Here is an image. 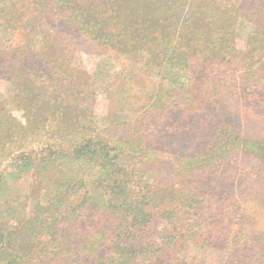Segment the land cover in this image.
Returning <instances> with one entry per match:
<instances>
[{"label": "trees", "instance_id": "obj_1", "mask_svg": "<svg viewBox=\"0 0 264 264\" xmlns=\"http://www.w3.org/2000/svg\"><path fill=\"white\" fill-rule=\"evenodd\" d=\"M21 1L0 0V18ZM180 1L173 16L148 21L150 31L141 23L109 21L96 0L52 3L73 11L78 32L98 47L124 56L130 66H147V76L164 66L189 73L181 100L168 96L147 106L143 133L156 124L150 109L155 114L177 106L194 115L227 90L236 98L243 91L264 113V0H194L188 7ZM40 34L37 55L16 49L0 63L14 87L0 101V264H174L189 245H210L220 232L234 233L229 264H264V233L255 242L238 231L244 216L232 213L242 211L235 197L181 185L221 181L239 155L264 166V138L244 137L224 124L204 150L184 159H169L143 137L112 138L113 130L96 125L92 96L65 93L53 80L68 68L62 57L68 61L70 48L49 31ZM14 112H22L25 123ZM155 159L166 173L154 179L149 166ZM23 176L36 187V200L19 188Z\"/></svg>", "mask_w": 264, "mask_h": 264}, {"label": "rangeland", "instance_id": "obj_2", "mask_svg": "<svg viewBox=\"0 0 264 264\" xmlns=\"http://www.w3.org/2000/svg\"><path fill=\"white\" fill-rule=\"evenodd\" d=\"M96 1L98 12L109 21L126 27L141 23L149 31L151 28L147 26L148 21L156 24L159 17L166 20L169 16H173L178 11L176 2H181L180 0ZM192 1L194 0H186L187 7ZM234 1L227 0V2ZM34 2L40 6L37 8ZM19 5L17 10H11L3 19L0 18V63L3 55L16 49L28 47L31 54L37 55L43 37L40 34L41 29L51 32L52 38L65 41L71 51L67 62L65 57H62V65H68V68L63 72L64 75L56 76L53 80L63 87L61 89L65 93L67 90L64 89H70L72 92L80 90L92 96L94 102L92 113L96 125L100 129L113 130L112 138H121L123 134H129L137 140L143 137L141 139L143 144L146 143L147 146L166 154L169 159H178L179 156L184 159L199 154L205 149L204 144L209 142L207 138L213 136L224 124L232 125L244 137L264 138V113L260 112V108L251 107V103L246 100L247 94L243 91L236 98L229 90L224 91L225 95H220L221 101L218 102L216 99L209 103L203 112L194 115L181 111L175 105L169 110L155 111V114L150 109L156 124L152 131L143 133L147 126L145 117L142 116L147 106H152L168 96L169 99L174 100L173 102L181 100L186 95L189 73L180 68L164 66L162 70L154 69L151 75L147 76L145 74L149 70L147 66L141 65L140 68L135 65L130 66L124 56L117 55L104 47H98L91 39L78 32L73 22V11L70 9H58L53 5L52 0H22ZM13 12L16 18L22 13L26 15L20 21L14 20L11 18ZM39 19H42V22L36 29L35 24ZM163 30L165 32L166 28ZM245 35L241 34L243 38ZM243 38L236 41L240 50L244 49ZM49 56L53 59L52 54ZM70 78H75L76 81L73 82ZM13 88L5 71L0 69V101L9 98L14 92ZM12 114L19 123H25L22 112ZM138 142L140 145V141ZM232 159L223 181L212 184V180H198L181 185L191 186L202 192L213 191L220 195L235 197V202L242 211L239 212L237 209L232 210V213L239 217L244 216L243 220L241 218L238 222L243 224L244 229L241 226L236 228L256 242L257 236L264 233V177L258 176L264 174V166L251 157L239 155ZM157 161L149 166V174L154 179L159 175L165 176L166 173L165 168L162 164L156 163ZM160 161L163 160L160 158ZM172 168L174 170V167ZM167 178H172V174L169 173ZM18 183L24 195L30 194L32 200H36V187L30 185L31 181L27 176H23ZM233 234L232 232L215 233L211 235L210 245L202 242L189 245L174 264H229Z\"/></svg>", "mask_w": 264, "mask_h": 264}]
</instances>
